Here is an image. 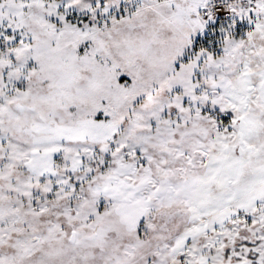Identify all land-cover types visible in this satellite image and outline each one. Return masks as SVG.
<instances>
[{
    "label": "snow or ice",
    "instance_id": "snow-or-ice-1",
    "mask_svg": "<svg viewBox=\"0 0 264 264\" xmlns=\"http://www.w3.org/2000/svg\"><path fill=\"white\" fill-rule=\"evenodd\" d=\"M0 264H264V0H0Z\"/></svg>",
    "mask_w": 264,
    "mask_h": 264
}]
</instances>
